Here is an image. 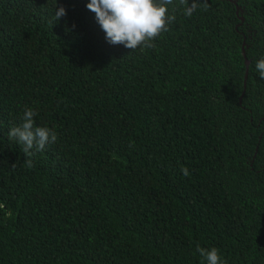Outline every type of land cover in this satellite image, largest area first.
<instances>
[{
	"label": "trees",
	"instance_id": "16d2710c",
	"mask_svg": "<svg viewBox=\"0 0 264 264\" xmlns=\"http://www.w3.org/2000/svg\"><path fill=\"white\" fill-rule=\"evenodd\" d=\"M88 3L0 0V264H264V0H173L136 50ZM25 107L58 137L32 168Z\"/></svg>",
	"mask_w": 264,
	"mask_h": 264
},
{
	"label": "clouds",
	"instance_id": "9594fccd",
	"mask_svg": "<svg viewBox=\"0 0 264 264\" xmlns=\"http://www.w3.org/2000/svg\"><path fill=\"white\" fill-rule=\"evenodd\" d=\"M173 0H90L88 10L96 15V20L106 34V40L112 45H124L131 50L155 47L154 40L168 30L170 23L176 20L175 14L169 15L168 5ZM184 5V15L191 17L198 8L207 10L208 0H179ZM67 15L64 7H59L54 20L59 21ZM256 70L261 79H264V57L256 61ZM37 113L25 107L19 126H12L8 132L9 140H17L23 145L22 152L27 157L25 166L32 168L31 159L35 152H41L46 145L55 143L57 133L47 126H36ZM131 147V145H130ZM13 168L16 165H12ZM184 176L190 175L187 167L181 168ZM196 252L202 257V264H227L222 260L219 249L212 247L206 249L197 245Z\"/></svg>",
	"mask_w": 264,
	"mask_h": 264
},
{
	"label": "water",
	"instance_id": "95a60500",
	"mask_svg": "<svg viewBox=\"0 0 264 264\" xmlns=\"http://www.w3.org/2000/svg\"><path fill=\"white\" fill-rule=\"evenodd\" d=\"M238 8V7H237ZM242 52H243V56H244V63H245V75H244V86L246 84V78H247V74H248V68H249V63H250V60H248L245 56V51H244V48H243V44H242Z\"/></svg>",
	"mask_w": 264,
	"mask_h": 264
}]
</instances>
